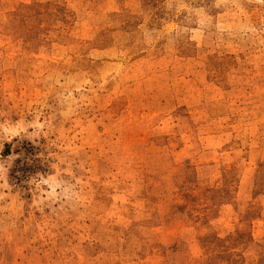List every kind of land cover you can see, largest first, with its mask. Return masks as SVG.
Instances as JSON below:
<instances>
[{"label": "rangeland", "instance_id": "rangeland-1", "mask_svg": "<svg viewBox=\"0 0 264 264\" xmlns=\"http://www.w3.org/2000/svg\"><path fill=\"white\" fill-rule=\"evenodd\" d=\"M0 264H264V0H0Z\"/></svg>", "mask_w": 264, "mask_h": 264}]
</instances>
